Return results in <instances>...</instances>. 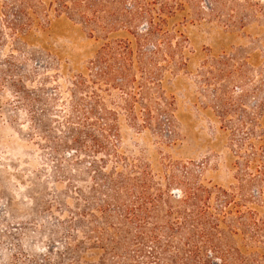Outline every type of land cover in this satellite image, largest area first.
<instances>
[{
  "label": "trees",
  "instance_id": "obj_1",
  "mask_svg": "<svg viewBox=\"0 0 264 264\" xmlns=\"http://www.w3.org/2000/svg\"><path fill=\"white\" fill-rule=\"evenodd\" d=\"M239 7L235 0H0L4 52L40 48L47 58L28 75H13L18 78L11 83L32 130L53 143L42 147L52 157L58 203L47 212L67 221L43 219L46 231L39 235L63 234L61 260L264 264L263 135L254 142L242 132L236 140L247 161L242 182L228 189L192 182L196 177L184 164L169 165L162 189L150 165L128 158L121 148L128 130L167 138L175 133L179 119L171 85L193 74L197 53L189 27L215 23L227 31L243 24ZM53 36L70 44L57 49L48 43ZM219 53L226 54L224 48ZM201 54L197 76L206 92L222 77L206 58L224 62L211 48L203 46ZM39 76L43 86H52L49 93L25 89V82L35 86ZM213 90L217 108L226 106L222 89ZM263 106H257L258 118L246 117L253 126L261 122ZM64 149L71 163L60 157ZM59 177L66 178L65 186ZM253 184L260 188L250 194Z\"/></svg>",
  "mask_w": 264,
  "mask_h": 264
},
{
  "label": "rangeland",
  "instance_id": "obj_2",
  "mask_svg": "<svg viewBox=\"0 0 264 264\" xmlns=\"http://www.w3.org/2000/svg\"><path fill=\"white\" fill-rule=\"evenodd\" d=\"M235 1L240 5L239 16H244L243 24L237 23L227 31L215 23L189 27L197 53L190 63L193 74L171 85L176 97L175 115L179 119L175 133L167 138L166 133L157 135L152 130L139 134L124 132L122 151L130 159L149 164L162 189L166 188L163 177L171 171L169 165L176 164L187 165L196 177L192 182L225 189L238 186L247 153L236 140L242 132L250 133L254 142L259 135L264 136V106L261 122L253 126L249 120L258 118L257 106L264 103V0ZM48 43L57 49L70 44L63 38L56 40L55 36ZM203 46L211 48L224 62L217 65L211 57L206 58L209 67L215 65L222 72L220 82L206 92L197 76L205 59L201 54ZM223 48L226 54L221 55L219 51ZM9 54L0 47V264H67L69 260L59 258L65 253L60 239L63 234L39 235L41 230L46 231L43 219L49 217L47 220H59L63 224L67 221L58 212H47L49 205L55 207L58 203L53 195L55 187L49 161L52 157L42 147L53 143L32 130L11 83L12 78H18L13 75H28L35 63H44L47 58L40 48ZM42 80L43 76H39L35 86L25 82L24 87L29 92L44 88L49 93L52 86H43ZM216 87L222 89L221 103H226L219 109L213 97ZM56 136L61 134L56 132ZM66 151L60 152L64 164L74 159ZM174 169L178 175L183 173L179 167ZM58 180L63 186L67 184L66 178ZM262 186L264 189V183ZM254 188L260 187L248 186L250 194ZM78 238L83 240V235Z\"/></svg>",
  "mask_w": 264,
  "mask_h": 264
}]
</instances>
